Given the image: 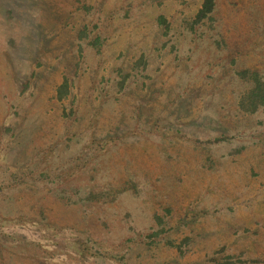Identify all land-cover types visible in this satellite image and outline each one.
<instances>
[{
  "label": "rangeland",
  "instance_id": "obj_1",
  "mask_svg": "<svg viewBox=\"0 0 264 264\" xmlns=\"http://www.w3.org/2000/svg\"><path fill=\"white\" fill-rule=\"evenodd\" d=\"M203 2L0 0V264H264V0Z\"/></svg>",
  "mask_w": 264,
  "mask_h": 264
},
{
  "label": "trees",
  "instance_id": "obj_2",
  "mask_svg": "<svg viewBox=\"0 0 264 264\" xmlns=\"http://www.w3.org/2000/svg\"><path fill=\"white\" fill-rule=\"evenodd\" d=\"M214 10V0H204L201 8L196 13L194 22H199L205 17H208ZM161 21V20H160ZM243 76H246L248 72L243 71ZM250 77H248L249 79ZM251 85L247 92L241 97L240 107L246 111L254 112L261 105L264 104V78L253 74L250 80ZM68 91V83L65 81L58 89V96L62 98L63 94Z\"/></svg>",
  "mask_w": 264,
  "mask_h": 264
}]
</instances>
